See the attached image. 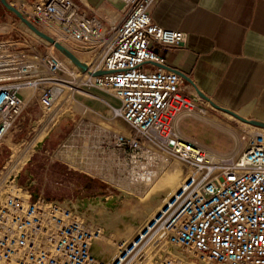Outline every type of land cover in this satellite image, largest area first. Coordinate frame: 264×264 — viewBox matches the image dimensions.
I'll return each mask as SVG.
<instances>
[{
  "label": "built area",
  "instance_id": "obj_1",
  "mask_svg": "<svg viewBox=\"0 0 264 264\" xmlns=\"http://www.w3.org/2000/svg\"><path fill=\"white\" fill-rule=\"evenodd\" d=\"M8 1L38 29L53 30L88 71L24 28L0 34V145L25 110L21 90L42 87L39 101L49 108L62 74L74 77L70 88L79 80L118 101L114 115L129 133L114 134L113 144L136 180L153 179L158 161L172 157L185 170L130 239L107 234L69 201L13 185L0 193V264H264V132H240L227 151L182 132L186 119L205 122L209 104L182 93L184 80L151 49L184 48L187 41L184 32L152 20L157 0H113L123 4L118 23L74 0ZM96 71L106 73L92 76ZM108 241L116 244L113 256H96L94 245Z\"/></svg>",
  "mask_w": 264,
  "mask_h": 264
},
{
  "label": "rangeland",
  "instance_id": "obj_2",
  "mask_svg": "<svg viewBox=\"0 0 264 264\" xmlns=\"http://www.w3.org/2000/svg\"><path fill=\"white\" fill-rule=\"evenodd\" d=\"M0 22L6 24L4 35L17 27L30 31L1 4ZM60 77L61 81H74L71 76ZM78 81L74 88L64 87L49 108L39 101L42 87L34 94L31 88L21 90L28 100L25 110L0 145V192L17 184L31 191L42 190L50 199H70L107 234L130 239L138 226L146 225L185 168L176 157L159 160L153 179L136 180L113 144L114 134L129 133V126L111 108L117 101ZM249 128L237 119L229 122L209 116L205 122L186 119L181 124L182 132L220 151L229 150L233 137ZM175 168L181 172L171 180ZM92 205L100 206L91 211ZM116 249L115 242L108 241L97 243L94 252L109 259Z\"/></svg>",
  "mask_w": 264,
  "mask_h": 264
},
{
  "label": "crops",
  "instance_id": "obj_3",
  "mask_svg": "<svg viewBox=\"0 0 264 264\" xmlns=\"http://www.w3.org/2000/svg\"><path fill=\"white\" fill-rule=\"evenodd\" d=\"M74 1L106 23L123 17L119 1ZM149 13L158 26L187 36L184 48L150 44L164 59L163 68L184 80L182 93L196 99L199 91L240 116L264 122V0H157ZM208 107L209 117L236 119Z\"/></svg>",
  "mask_w": 264,
  "mask_h": 264
},
{
  "label": "water",
  "instance_id": "obj_4",
  "mask_svg": "<svg viewBox=\"0 0 264 264\" xmlns=\"http://www.w3.org/2000/svg\"><path fill=\"white\" fill-rule=\"evenodd\" d=\"M0 4L7 11L14 14V16L19 20V22L24 24L29 30H31L33 33H35L39 38H42V39L46 40L47 42L53 44L55 50L59 53V55L66 58L70 62V64L73 65L80 73H84V72L88 71V67H87L85 62L81 61L76 55H74L69 49H67L64 45H62L60 42H58L55 38H53L52 36L43 32L42 30L38 29L36 26H34L28 19L25 18V16L16 7H14L12 4H10L8 0H0ZM105 73H106L105 71H96V72L92 73V76H99V75H102ZM178 73L182 77L187 79L184 74H182L181 72H178ZM197 96L200 99L207 101L215 109H218V110H221L225 113H228L231 116H233L234 118H236V119H238L244 123H247L250 126L264 129V122H262V121L255 120V119H248V118H245L243 116H240L236 112L216 104L210 98H208L207 96H205L204 94H202L199 91H197Z\"/></svg>",
  "mask_w": 264,
  "mask_h": 264
},
{
  "label": "bare ground",
  "instance_id": "obj_5",
  "mask_svg": "<svg viewBox=\"0 0 264 264\" xmlns=\"http://www.w3.org/2000/svg\"><path fill=\"white\" fill-rule=\"evenodd\" d=\"M20 3V0H17V4H19ZM20 6V5H19ZM5 27H6V24L5 23H3V22H0V34L1 33H3L4 31H5ZM42 31H44L45 33H47L48 35H50V36H52L53 38H55L58 42H60L61 43V41H60V39L57 37V36H55L54 35V32H53V30H44V29H42ZM26 32H28V33H31V35L34 37V38H36V39H38L37 37H35L34 35H33V32L30 30V31H26ZM41 40V42H42V40L43 41H45V42H47L46 40H44V39H42V38H40ZM47 43H49V42H47ZM48 46V45H47ZM49 47L50 48H54V46H53V44H51V43H49ZM77 75V74H76ZM72 77V76H71ZM58 82H59V84L57 85V87H55L54 89H53V97L55 98V97H57L59 94H60V92L62 91V89L64 88V87H66V86H68L70 83H72L73 82V80L72 79H68V80H65V81H61L60 79H58ZM35 85H33V86H30V88H31V90H30V93L32 94L33 93V90H35ZM105 93V92H104ZM108 94V93H107ZM116 100V99H115ZM117 101V100H116ZM109 106H111V104H109V103H107ZM118 106V101H117V105L114 107V106H111V108H112V110L114 109V108H116ZM240 121V120H239ZM206 122H208L210 125H213V126H215V127H217V128H219L220 129V127L221 126H219L218 124H216V123H214V122H210V121H206ZM242 122V121H241ZM247 124V123H246ZM263 130V132H264V129H262ZM180 172H181V170H178V169H173V172L171 173V180H174V179H176L177 178V176L180 174ZM183 173H184V171H182V174H181V177H180V179L178 180V181H176L175 182V184H174V188H173V190L167 195V197L168 196H170L171 195V193L175 190V188L178 186V184H179V182L181 181V179H182V176H183ZM11 176V175H10ZM150 179V178H149ZM6 184V183H5ZM11 189V188H10ZM10 189H8L6 192H8V191H10ZM1 190V189H0ZM168 191V190H167ZM6 192H3V193H6ZM1 193V192H0ZM2 193V194H3ZM158 194H160V193H158ZM166 195V194H165ZM100 205H103L102 203H100ZM100 205H98V207L100 206ZM107 206V205H106ZM98 207L97 206H95V205H92L90 208H91V211H96L97 209H98ZM105 207V206H104ZM152 212V211H151ZM150 212V216H151V213ZM149 214V213H148ZM149 216V217H150ZM144 227V226H143ZM142 226H138L137 227V233L140 231V229H142L143 228ZM98 243V242H97ZM96 243V244H97ZM95 244V245H96ZM95 245H94V248H95ZM93 252H94V249H93ZM94 254L96 255V256H98V257H100L99 255H97L95 252H94ZM100 258H102V259H104L103 257H100Z\"/></svg>",
  "mask_w": 264,
  "mask_h": 264
},
{
  "label": "flooded vegetation",
  "instance_id": "obj_6",
  "mask_svg": "<svg viewBox=\"0 0 264 264\" xmlns=\"http://www.w3.org/2000/svg\"><path fill=\"white\" fill-rule=\"evenodd\" d=\"M68 201H69L70 204H72L74 207H76L77 209L81 210V208L78 206V205H79L78 203L74 204V202H72L70 199H68Z\"/></svg>",
  "mask_w": 264,
  "mask_h": 264
}]
</instances>
